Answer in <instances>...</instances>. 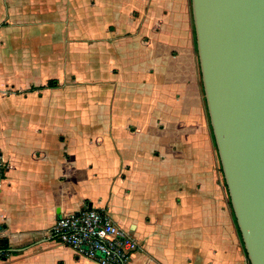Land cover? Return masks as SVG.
<instances>
[{
  "label": "crops",
  "instance_id": "crops-1",
  "mask_svg": "<svg viewBox=\"0 0 264 264\" xmlns=\"http://www.w3.org/2000/svg\"><path fill=\"white\" fill-rule=\"evenodd\" d=\"M7 1L0 65L25 103L0 136V240L11 251L0 264H96L46 237L85 205L108 207L139 242L132 264H249L192 0H40L41 11Z\"/></svg>",
  "mask_w": 264,
  "mask_h": 264
},
{
  "label": "water",
  "instance_id": "water-1",
  "mask_svg": "<svg viewBox=\"0 0 264 264\" xmlns=\"http://www.w3.org/2000/svg\"><path fill=\"white\" fill-rule=\"evenodd\" d=\"M210 125L250 264H264V0H192Z\"/></svg>",
  "mask_w": 264,
  "mask_h": 264
},
{
  "label": "built area",
  "instance_id": "built-area-1",
  "mask_svg": "<svg viewBox=\"0 0 264 264\" xmlns=\"http://www.w3.org/2000/svg\"><path fill=\"white\" fill-rule=\"evenodd\" d=\"M46 237L96 264H132L140 248L133 235L113 219L108 207L85 205L78 212L62 214L46 231ZM10 254L9 249L0 248V261Z\"/></svg>",
  "mask_w": 264,
  "mask_h": 264
},
{
  "label": "rangeland",
  "instance_id": "rangeland-1",
  "mask_svg": "<svg viewBox=\"0 0 264 264\" xmlns=\"http://www.w3.org/2000/svg\"><path fill=\"white\" fill-rule=\"evenodd\" d=\"M9 6V2L7 0H0V20L7 16V8ZM26 6V5H25ZM37 11H41L42 4H40V0L34 4ZM8 21L7 18L3 19L0 22V28L2 26H7ZM1 53L9 58V41L5 43L3 48H0ZM3 62L0 65V136L5 137L7 126L13 123V118L10 116L11 109L16 108L17 106H24V93H18L16 90V84L11 82L12 74L10 67L8 66V61ZM18 94H17V93ZM17 95L19 98H17ZM24 95V96H23ZM226 200L228 202V194H226Z\"/></svg>",
  "mask_w": 264,
  "mask_h": 264
},
{
  "label": "trees",
  "instance_id": "trees-1",
  "mask_svg": "<svg viewBox=\"0 0 264 264\" xmlns=\"http://www.w3.org/2000/svg\"><path fill=\"white\" fill-rule=\"evenodd\" d=\"M55 86H57V80L51 79V80H49V82L46 85L40 86L38 88L33 86L30 90L44 89V88H47V87H55ZM212 134H213V132H212ZM226 188H227V185H226ZM227 192H228V190H227ZM229 203L231 204L230 199H229ZM234 220H235V222L237 224V220H236L235 215H234ZM241 240H242V238H241ZM242 244H243V241H242ZM0 248H2V249H6L7 248V244L4 242V240H0ZM243 248H244V244H243ZM244 251L246 253L245 248H244ZM249 264H250V261H249Z\"/></svg>",
  "mask_w": 264,
  "mask_h": 264
}]
</instances>
